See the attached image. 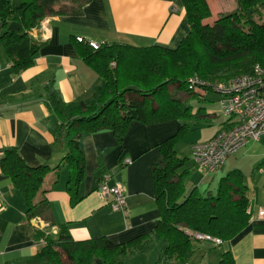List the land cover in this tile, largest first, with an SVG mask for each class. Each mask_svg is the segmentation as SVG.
<instances>
[{
	"label": "crops",
	"instance_id": "crops-1",
	"mask_svg": "<svg viewBox=\"0 0 264 264\" xmlns=\"http://www.w3.org/2000/svg\"><path fill=\"white\" fill-rule=\"evenodd\" d=\"M208 3L211 16L204 23L213 24L221 6L216 3L212 7L211 0ZM226 3L232 5L231 0ZM43 24L31 34L45 43L34 65L19 74L14 73L0 43V264H28L26 260L42 247L36 239L34 223L26 218L22 193L1 169V159L10 148H16L30 166H50L44 196L56 226L68 224L75 241L106 237L115 244H124L144 237L140 245L121 257L124 264H219L226 251L232 252L236 264H264V216L259 217V211L264 209V145L260 144L264 136L247 143L224 163L235 156L228 165L230 171L240 169L244 173L248 226L235 239L219 246L208 240L192 241L193 251L184 260L166 256V241L153 238L160 219L154 183L160 145L176 134L182 121L134 120L123 142L110 129L82 136L85 178L79 191L83 198L76 205L70 201L69 167L63 161L68 145L65 139L56 138L57 120L46 104L45 87L52 85L64 101L73 102L92 96L102 82V77L80 55L77 37L99 44L177 48L191 31L183 0H90L81 14L49 16ZM2 31L0 22V36ZM176 92L196 114L192 128L210 127L205 137H190L191 146L229 125L228 117L221 118L200 105L207 101L208 91L198 89L194 95ZM104 174L110 175L108 185L124 184L126 211H114L100 193ZM94 264L103 262L96 258Z\"/></svg>",
	"mask_w": 264,
	"mask_h": 264
},
{
	"label": "trees",
	"instance_id": "trees-1",
	"mask_svg": "<svg viewBox=\"0 0 264 264\" xmlns=\"http://www.w3.org/2000/svg\"><path fill=\"white\" fill-rule=\"evenodd\" d=\"M62 1L0 0V43L15 74L34 65L35 56L45 43L31 34L32 29L49 16L81 14L90 0L71 8L57 6ZM236 1L234 11L209 24L204 23L211 16L208 0H183L191 31L175 49L105 43L95 50L78 41L80 55L102 77L93 95L66 102L52 85L45 87L46 104L57 120L56 138L65 139L68 145L63 161L69 167L67 190L72 205L83 198L79 191L85 178L82 136L110 129L123 142L134 120L182 121L176 134L161 143L154 170L160 219L153 238L166 241L165 255L179 260L189 257L192 241H198L186 234V229L220 239L221 244L213 242L219 246L239 236L250 220L248 186L240 169L229 171L221 179L217 193L203 194L197 186L187 189L191 168L186 167L188 158L177 155L176 146L197 117L186 101L169 90L174 85L177 90L194 95L196 90H189L187 83L192 76L208 83L224 82L250 73L256 64L264 66V0ZM114 62L116 66L112 67ZM202 89L212 90L210 86ZM1 169L22 193L26 218L41 217L51 226L56 225L43 187L50 166H30L16 148H10L1 159ZM58 226L56 234L36 228V239H44L45 245L26 260L28 264H63L62 254L71 264H94L96 258L103 264H124L121 257L144 239L140 236L124 244H115L106 237L75 241L68 224ZM219 264H236L232 252H224Z\"/></svg>",
	"mask_w": 264,
	"mask_h": 264
},
{
	"label": "built area",
	"instance_id": "built-area-1",
	"mask_svg": "<svg viewBox=\"0 0 264 264\" xmlns=\"http://www.w3.org/2000/svg\"><path fill=\"white\" fill-rule=\"evenodd\" d=\"M44 23V21H43ZM40 26H44V24ZM77 41L88 43L98 50L101 44L77 37ZM116 63H112L115 67ZM189 90L210 86L219 95L223 115L229 118V125L219 129L210 139L192 145V158L198 166L208 173H217L225 161L247 143L264 136V66L256 64L250 73H244L228 81L208 83L195 75L187 80ZM126 160L125 163H130ZM109 174H104L99 186L100 193L114 211L127 210V195L122 182L110 186L107 184ZM264 216V209L259 217ZM37 229L56 234L58 227L51 226L41 217L31 219ZM192 239L208 240L221 244V240L186 229ZM41 246L45 240L41 239Z\"/></svg>",
	"mask_w": 264,
	"mask_h": 264
},
{
	"label": "rangeland",
	"instance_id": "rangeland-1",
	"mask_svg": "<svg viewBox=\"0 0 264 264\" xmlns=\"http://www.w3.org/2000/svg\"><path fill=\"white\" fill-rule=\"evenodd\" d=\"M226 1L227 0H220V1L219 0L218 1L217 0H211V2H212L211 6L212 7L216 3L219 6H221L220 7L221 13L219 14V16L224 14V13L232 12L237 8V1L236 0H234V1L231 0L232 5H230L229 3H226ZM81 2H83V0H64V1L60 2L57 6H59V7L63 6V7L71 8V7H77L79 4H81ZM261 20L264 22V9H263V15H262ZM39 27H36V28H39ZM36 28H34V29H36ZM34 29H32L31 32ZM217 80H223V79L218 78ZM169 90L171 93H173L175 96L178 97L179 94L176 92L177 86L172 85ZM206 98H207V101L200 102V105H202L203 107H206L208 109H212V111H215L216 114H218L221 118H223V110H222V107H221V104H220V101H219V98H218L216 92H214L212 90L208 91V95ZM208 128H210V127L206 126V127H202V128H199V127L192 128L187 133V135L185 136L186 138H182L176 146L178 156L182 159L188 158V160L186 162V167L191 168L192 173L187 180V185H186L187 189L191 190L194 186H197L203 194H208V192L217 193L221 179L223 177H225L230 171V168L228 166L230 161L235 159V156L230 158L227 161V163L224 164L222 166V168L219 170V172H217V173L205 172V170L201 169L198 166V164L192 158V155H191L192 146H191V143L189 142L188 139H190V137H193L195 139H199L200 137H205L208 133L205 130H209ZM260 144L264 145V137L260 140ZM62 260H63V264H71L65 254H62Z\"/></svg>",
	"mask_w": 264,
	"mask_h": 264
}]
</instances>
